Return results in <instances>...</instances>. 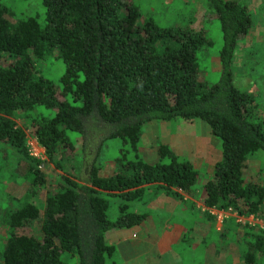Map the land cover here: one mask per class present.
Listing matches in <instances>:
<instances>
[{
  "label": "trees",
  "instance_id": "trees-1",
  "mask_svg": "<svg viewBox=\"0 0 264 264\" xmlns=\"http://www.w3.org/2000/svg\"><path fill=\"white\" fill-rule=\"evenodd\" d=\"M206 3L221 39L220 71L210 84L197 75L196 51L212 43L202 27L158 26L130 0H41L40 27L33 17L14 19L0 1V141L18 155L28 182L23 201L0 214V264H65L62 252L78 264H118L104 235L142 221L145 213L131 202L147 186L193 197L196 170L166 145L157 149L165 162L136 157L140 127L152 120H203L219 139L220 158L201 204L264 221V184L242 174L247 156L264 152V122L254 96L237 89L230 70L251 18L240 0ZM50 60L63 65L57 84L41 72ZM15 114L56 170L49 186ZM115 138L133 159L114 157L120 167L102 174L98 156ZM112 198L122 202L110 219ZM242 225L258 231L243 253V264H253L264 252V230Z\"/></svg>",
  "mask_w": 264,
  "mask_h": 264
},
{
  "label": "rangeland",
  "instance_id": "rangeland-1",
  "mask_svg": "<svg viewBox=\"0 0 264 264\" xmlns=\"http://www.w3.org/2000/svg\"><path fill=\"white\" fill-rule=\"evenodd\" d=\"M0 1L12 12L14 19L33 17L40 27L43 26L44 8L41 0ZM130 1L139 7L142 17H150L158 26L202 27L212 43L196 51L197 75L199 79L208 84L217 79L220 71L218 51L221 39L218 22L209 15L206 0ZM240 1L247 7L251 26L237 41L232 51L230 70L237 89L249 91L254 96L256 115L264 122V0ZM62 67L61 62L50 60L41 68V72L57 84ZM13 119L25 131L27 152L31 146L40 149L41 147L29 134L28 126L24 124V118L15 114ZM138 136L134 152L137 154V158L150 164L159 161L165 162V159H159L157 153L158 146L164 144L178 160L187 161L192 165L197 176L191 186L195 191L191 202L194 204L197 201L201 204L200 198L204 195L203 184L212 175L213 162L217 160V150H219V139L210 133L207 124L198 118L191 120L178 118L170 121L152 120L141 125ZM207 148L216 150L209 153ZM41 150L43 154L40 168L44 170L47 178L45 185L49 186L56 170L46 162L44 151L42 148ZM132 153L119 138L105 141L97 160L100 172L105 174L118 169L120 165L114 157L123 155L133 159ZM246 163L242 172L244 180L253 179L264 184V152L259 150L248 155ZM23 167V163L13 149L0 141V214L9 205L15 208L23 201L21 195L28 183ZM157 195L163 201L164 208L159 206L160 203L154 204ZM179 195L167 194L163 189H150L145 191L138 200L131 202L134 210L145 213L146 218H143L138 225L113 228L105 233L104 242L114 246L112 258L118 264H149L151 256L156 253L154 246L150 245L146 250H142L130 243H135L139 236L149 238L148 236L152 234L167 238L172 232L174 238L171 246L179 249L183 255L194 257L197 245L203 244L206 253L210 255L217 256L223 252L227 253L224 258H219L222 263L218 264H243V253L246 251L245 242L249 241L258 231L256 228L245 227L242 224L257 225L258 229L263 228L264 230V221L258 223L259 220L254 217L237 216L231 212L233 210L209 209L200 204L193 206L187 196L182 193ZM11 196L15 198L12 199ZM171 200H174V203ZM33 201L38 207H42L41 198L38 195L33 197ZM168 201L170 202L164 203ZM121 202L122 200L119 198L111 199L107 211L108 218L113 219L116 216L117 206ZM226 218L229 219L224 222ZM239 218L240 220H238ZM215 223L218 224L215 225ZM220 229L221 231H218ZM1 235H3L2 226H0ZM2 242L0 239V243ZM129 245L132 246V249ZM60 259L65 264H78L77 257L70 256V253L67 252H62ZM192 261V264H198L195 258ZM157 262L165 264V257H159ZM253 264H264V252L258 255Z\"/></svg>",
  "mask_w": 264,
  "mask_h": 264
},
{
  "label": "crops",
  "instance_id": "crops-1",
  "mask_svg": "<svg viewBox=\"0 0 264 264\" xmlns=\"http://www.w3.org/2000/svg\"><path fill=\"white\" fill-rule=\"evenodd\" d=\"M206 150L209 153H213V151H215L216 149H214V148H207ZM217 153H218V157H217V160H218L220 158V150H217ZM216 161L213 162V165H214V163ZM150 189L154 190L152 185L147 186L146 189L143 191V193L145 191H147V190H150ZM184 196H187V195L184 194ZM141 197H142V195H141ZM187 197L189 199L188 201H190V203L193 206H196V204H200L197 201L193 204L191 202V198L192 197H190V196H187ZM182 199L183 200H187L186 198H182ZM171 201H173V203H174V200H171ZM169 202L170 201L164 202V203L167 204ZM157 203H160L159 206L161 208H164L163 207V201L160 200V198H158V195H157V197L154 200V204H157ZM200 205L202 207H204L202 204H200ZM211 208H213V207H211ZM132 210H134L133 207H132ZM231 212H233V213L236 214L235 211H231ZM145 218H146V216L144 217V219ZM228 219L229 218H226L224 220V222L226 220H228ZM230 220H232V219H230ZM257 222H259V221H257ZM138 224H140V223H138ZM138 224H136V225H138ZM150 224L153 225V223H150ZM216 224H218V223H215V225ZM133 226H135V225H133ZM221 229L218 230V231H221ZM154 233L156 234V231ZM148 237L149 238H145V236H139V238L137 239V241L135 243L134 242H131L130 244H134V246H136V247H138V248H140L142 250H146L147 247L150 246V245L154 246V248L156 249V253L151 256V258L149 260V264H158L157 259L159 257H162V258L165 257V261H166L165 264H192L193 258H195V260L197 261L198 264H203V263H207V264H218V263H222L221 261H219V258H224L226 256V254H227V253L223 252L222 254H218L217 256L210 255V254L206 253L205 246L203 244H199V245H197V248H196V251H197L196 254L194 255V257L191 258L189 256L183 255L180 252L179 249L174 248L173 246H171L172 243H173V238H174V235L172 234V232H170V237L168 235L167 238H162L161 236L158 237V236H155L154 234L149 235ZM129 247H130V249H132V246L131 245H129ZM194 250H195V248H194ZM198 261H200V262H198Z\"/></svg>",
  "mask_w": 264,
  "mask_h": 264
},
{
  "label": "built area",
  "instance_id": "built-area-1",
  "mask_svg": "<svg viewBox=\"0 0 264 264\" xmlns=\"http://www.w3.org/2000/svg\"><path fill=\"white\" fill-rule=\"evenodd\" d=\"M28 154H29L30 156L36 158V159L41 160V159H42V154H43V152H42L41 148H40V149H39V148L37 149V148L31 146V148L29 149ZM226 210L230 211L231 209H230V208H227ZM236 215H237V214H236ZM237 216H241V215H237ZM248 217H251V218H252V216H248ZM238 220H240V218H239ZM259 222H262V221L259 220ZM259 222H258V223H259Z\"/></svg>",
  "mask_w": 264,
  "mask_h": 264
}]
</instances>
